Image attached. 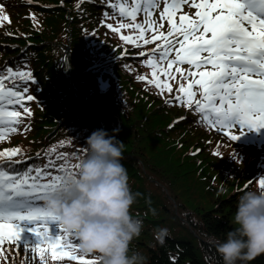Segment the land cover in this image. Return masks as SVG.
<instances>
[{
	"label": "trees",
	"instance_id": "obj_1",
	"mask_svg": "<svg viewBox=\"0 0 264 264\" xmlns=\"http://www.w3.org/2000/svg\"><path fill=\"white\" fill-rule=\"evenodd\" d=\"M111 3L0 0V17L9 18L0 19V69L30 71L36 80L29 84L34 100L25 101L32 116L0 141V150L20 147L22 154L14 159L22 164L14 170L22 172L49 158L63 162L44 150L68 153L73 164L92 132L115 136L124 143L122 163L136 196L131 210L143 223L132 248L143 253L147 264H222L217 240L233 227L240 193L257 187L264 176V152L230 142L205 126L194 109L173 103L180 79L170 80L173 93L162 95L139 80L140 75L151 79V69L142 62L146 56H138L148 49L120 39L131 29L116 33L107 27L118 25L110 13L105 15ZM160 229L167 230L162 238ZM24 259L21 249L14 264ZM0 264L9 262L0 259ZM48 264L54 262L49 258ZM250 264H264V255Z\"/></svg>",
	"mask_w": 264,
	"mask_h": 264
},
{
	"label": "snow or ice",
	"instance_id": "obj_2",
	"mask_svg": "<svg viewBox=\"0 0 264 264\" xmlns=\"http://www.w3.org/2000/svg\"><path fill=\"white\" fill-rule=\"evenodd\" d=\"M188 3L189 0H166L160 16L161 20L167 19V33L160 30L163 24L151 19V9L158 6L156 0H132L130 5L111 3L122 19L116 27L113 24L107 27L116 33L131 29L132 34L121 35L120 39L133 48L141 46V42L142 45L157 42L147 55L144 51L138 53L140 58L146 56L142 62L151 69V79L143 75L137 78L147 80L162 95L173 93L169 81L176 80V74H180L172 102L194 109L205 123L223 132L229 140H237L245 129L264 128V0H191L195 18L183 14L177 23V11ZM141 11L146 18L137 22ZM123 18L129 22H123ZM0 19L9 18L5 14ZM32 19L35 21L34 15ZM149 32L150 38L145 35ZM173 51L174 58L169 55ZM161 61H166V67ZM181 64H187L189 69L180 67ZM33 76L30 71L14 70L6 65L0 69V141L16 133L24 126L25 119L32 116L25 101L32 102L35 98L29 94V84L36 82ZM234 128L236 132L232 131ZM63 143L60 142L61 146ZM80 151L84 153L85 147ZM21 154L20 147L0 150V259L14 264L15 255L22 249L25 259L21 264H48L49 258L54 264L65 260L98 264L99 257L88 259L81 254L75 239L58 226L42 202L45 193L59 187L60 173L75 167L68 160L69 154L55 147L44 150L45 155H55L56 160L63 162L57 164L49 158L43 165L29 164L20 172L14 170V165L22 161L14 158ZM214 154L220 155L219 147ZM40 155L38 152L37 158ZM231 156L236 159L233 152ZM257 183L264 190V176ZM51 224L58 229L55 235L50 234ZM22 231L34 234L35 241L21 244ZM13 248L17 251L10 260Z\"/></svg>",
	"mask_w": 264,
	"mask_h": 264
},
{
	"label": "clouds",
	"instance_id": "obj_3",
	"mask_svg": "<svg viewBox=\"0 0 264 264\" xmlns=\"http://www.w3.org/2000/svg\"><path fill=\"white\" fill-rule=\"evenodd\" d=\"M123 158L122 141L103 130L92 132L75 167L61 173L59 187L45 193L42 202L81 254L99 257L100 264H147L132 248L143 223L131 210L136 196ZM231 224L216 243L222 264H250L264 255V190L257 186L240 193ZM166 232L160 229L158 235Z\"/></svg>",
	"mask_w": 264,
	"mask_h": 264
},
{
	"label": "rangeland",
	"instance_id": "obj_4",
	"mask_svg": "<svg viewBox=\"0 0 264 264\" xmlns=\"http://www.w3.org/2000/svg\"><path fill=\"white\" fill-rule=\"evenodd\" d=\"M165 0H156V3H157V10H158V12H157V17H158V19L159 20H161V16H160V14H161V12L163 11V8H164V4H165Z\"/></svg>",
	"mask_w": 264,
	"mask_h": 264
}]
</instances>
